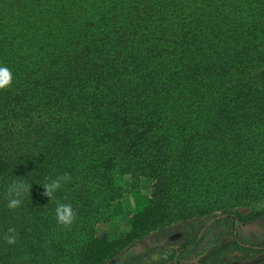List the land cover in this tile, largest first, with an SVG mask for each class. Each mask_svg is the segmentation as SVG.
<instances>
[{"label": "trees", "instance_id": "1", "mask_svg": "<svg viewBox=\"0 0 264 264\" xmlns=\"http://www.w3.org/2000/svg\"><path fill=\"white\" fill-rule=\"evenodd\" d=\"M0 68V264H107L173 223L264 215V0H0ZM142 181L128 229L96 236Z\"/></svg>", "mask_w": 264, "mask_h": 264}, {"label": "rangeland", "instance_id": "2", "mask_svg": "<svg viewBox=\"0 0 264 264\" xmlns=\"http://www.w3.org/2000/svg\"><path fill=\"white\" fill-rule=\"evenodd\" d=\"M127 186V183H123ZM151 190V185L147 181H142L138 187L137 196L133 193L125 194L122 199L116 201L112 207L113 218L105 224L99 225L95 231L96 236H101L102 234L117 235L128 229V218L129 216L140 206L144 205L149 197ZM231 212L227 213H215L209 218L201 219H190L186 222L173 223L171 225L152 230L144 235L155 234L161 230H166L165 235L171 236L173 234H192L199 227L200 222L203 220H209L221 215H232L235 214ZM246 210L240 209L237 211L239 216L235 217L239 221V239L238 241L245 244L259 245L264 244V215L257 217H249L245 215ZM244 216L242 219H240ZM239 217V218H238ZM229 222H218L215 227L217 232L212 239L208 242V248L212 250V259L217 264H252L263 257L262 252H249L244 253L242 250L237 248L230 239L229 236ZM217 228V230H216ZM222 228V231L220 229ZM138 239L135 242H138ZM134 243V242H133ZM146 244H151L147 242ZM158 244V243H157ZM174 244H167L162 246L160 244L153 250L146 248L144 254L139 256V258L134 261L138 264H163L169 261L172 255ZM123 251V250H122ZM121 251V252H122ZM120 252V253H121ZM119 253V254H120ZM116 255L115 257L119 256ZM114 257V258H115ZM162 260V261H161ZM161 261V262H160ZM110 262V261H109ZM109 262L107 264H109ZM127 264L132 263V261H127Z\"/></svg>", "mask_w": 264, "mask_h": 264}, {"label": "flooded vegetation", "instance_id": "3", "mask_svg": "<svg viewBox=\"0 0 264 264\" xmlns=\"http://www.w3.org/2000/svg\"><path fill=\"white\" fill-rule=\"evenodd\" d=\"M227 221L229 222L228 233L232 243L235 242L240 248L255 251L264 248V244L253 245L239 242V221L232 215H221L209 220H203L192 234L178 233L166 236V230H161L155 234L147 235L138 242L128 246L125 251H122L119 256L112 259L109 264H127V261H132L130 264H138L134 261L144 254L145 249L153 250L158 244L162 246L174 244L170 260L163 264H217L212 259V250L208 248L207 244L217 233L214 230L216 224L218 222L227 223ZM220 231H222V228ZM147 242L151 244H146Z\"/></svg>", "mask_w": 264, "mask_h": 264}, {"label": "clouds", "instance_id": "4", "mask_svg": "<svg viewBox=\"0 0 264 264\" xmlns=\"http://www.w3.org/2000/svg\"><path fill=\"white\" fill-rule=\"evenodd\" d=\"M11 84L12 77L10 71L7 68H0V90L9 88ZM70 180V175L64 174L43 184L42 186L45 189L44 195L47 196L49 200L53 199L54 194L61 189L62 183L69 182ZM31 187L32 185L26 182L13 181L7 189L8 208L13 210L18 208L22 203V196L25 193H30ZM261 207H264V205H257V210H260ZM56 218L59 224L70 227L76 219V214L71 204L57 202ZM4 239L7 244H15L17 242L16 229L9 228L8 234L5 235Z\"/></svg>", "mask_w": 264, "mask_h": 264}, {"label": "crops", "instance_id": "5", "mask_svg": "<svg viewBox=\"0 0 264 264\" xmlns=\"http://www.w3.org/2000/svg\"><path fill=\"white\" fill-rule=\"evenodd\" d=\"M114 205V204H113ZM113 207V206H112ZM98 227V226H97ZM97 227H96V229H97Z\"/></svg>", "mask_w": 264, "mask_h": 264}]
</instances>
